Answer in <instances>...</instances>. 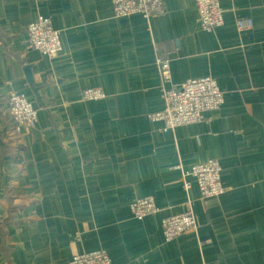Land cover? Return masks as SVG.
Returning a JSON list of instances; mask_svg holds the SVG:
<instances>
[{"label": "crops", "instance_id": "obj_1", "mask_svg": "<svg viewBox=\"0 0 264 264\" xmlns=\"http://www.w3.org/2000/svg\"><path fill=\"white\" fill-rule=\"evenodd\" d=\"M161 2L163 15L144 20L116 18L111 0H0V106L16 93L38 114L1 147L0 264L99 250L111 264H264V0H219L226 23L212 33L192 0ZM40 16L59 32L52 60L25 43ZM159 56L172 85L212 77L224 104L158 134L147 116L162 107ZM95 88L105 98L83 101ZM209 159L224 191L204 199L185 172ZM150 196L163 216L188 207L196 232L167 243L157 218H132L130 204Z\"/></svg>", "mask_w": 264, "mask_h": 264}, {"label": "built area", "instance_id": "obj_2", "mask_svg": "<svg viewBox=\"0 0 264 264\" xmlns=\"http://www.w3.org/2000/svg\"><path fill=\"white\" fill-rule=\"evenodd\" d=\"M192 2L197 11L201 30L212 33L225 25L219 0H192ZM111 5L116 18L139 15L144 20H148L164 13L161 0H111ZM252 24V20L249 19L237 20L236 27L246 31ZM24 34L27 48L49 60L55 59L62 50L59 32L54 29L48 17L40 16L27 23ZM155 62L162 81V107L158 111L149 113L147 122L156 128L158 134H166L184 125L199 124L205 114L218 111V108L224 104V92L214 78L207 76L189 79L181 87H175L172 85L170 59L159 56ZM9 97L7 104L0 107V112L13 121L14 132L20 134L24 129L33 128L38 118L34 102L16 93L10 94ZM103 98L105 94L98 88L87 89L82 93L83 101ZM185 176L191 178L200 197L204 199L219 197L224 191L221 166L215 160L209 159L193 165L185 172ZM191 188L192 184L186 181L184 189ZM128 211L129 215L138 221L151 216L157 218L163 239L167 243L186 232L195 233L197 229L195 215L188 207L180 214L163 216L162 210L151 196L133 201ZM68 264H111V259L106 252L99 250L75 255Z\"/></svg>", "mask_w": 264, "mask_h": 264}, {"label": "trees", "instance_id": "obj_3", "mask_svg": "<svg viewBox=\"0 0 264 264\" xmlns=\"http://www.w3.org/2000/svg\"><path fill=\"white\" fill-rule=\"evenodd\" d=\"M0 120L2 124V128H0V159H1L3 157V150L1 147L9 144V142L12 140V138H14V136L20 134H16V132H14V124L9 116L3 115L2 112H0ZM4 139L7 140L3 143Z\"/></svg>", "mask_w": 264, "mask_h": 264}, {"label": "water", "instance_id": "obj_4", "mask_svg": "<svg viewBox=\"0 0 264 264\" xmlns=\"http://www.w3.org/2000/svg\"><path fill=\"white\" fill-rule=\"evenodd\" d=\"M25 79L27 80L28 84L32 86L33 79L31 78V69L30 67H25L24 69Z\"/></svg>", "mask_w": 264, "mask_h": 264}]
</instances>
